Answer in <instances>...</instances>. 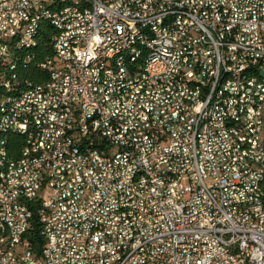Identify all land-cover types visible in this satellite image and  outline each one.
Returning a JSON list of instances; mask_svg holds the SVG:
<instances>
[{
  "label": "built area",
  "instance_id": "obj_1",
  "mask_svg": "<svg viewBox=\"0 0 264 264\" xmlns=\"http://www.w3.org/2000/svg\"><path fill=\"white\" fill-rule=\"evenodd\" d=\"M50 3L0 0V104L17 99L0 122V264H264V180L257 166H244V158L264 163V0H72L47 12ZM133 5L143 13H128ZM47 14H55L54 58L41 69L54 67L55 79L25 81L24 96L13 98L14 53L25 51L29 63L38 18ZM126 43L131 54L112 62ZM143 47L163 48L166 65L149 64L150 56L132 61ZM47 85L54 98H46ZM160 93L167 101L158 102ZM141 108L159 116H141ZM36 115L52 128L45 146H36L44 131ZM1 123L22 137L16 155L2 151ZM220 124L235 128L238 141L220 134ZM69 139L92 145L94 166ZM35 147H49L43 166L18 173ZM133 169L140 178L128 186ZM39 170H47L44 182H35ZM11 184L19 192H9ZM31 203L39 204L45 240L39 257L25 238Z\"/></svg>",
  "mask_w": 264,
  "mask_h": 264
},
{
  "label": "bare ground",
  "instance_id": "obj_2",
  "mask_svg": "<svg viewBox=\"0 0 264 264\" xmlns=\"http://www.w3.org/2000/svg\"><path fill=\"white\" fill-rule=\"evenodd\" d=\"M72 0H56V3L46 4L47 12H55L58 10V6L70 5ZM128 13L140 14L143 13L142 5L128 6ZM55 14H47V18H38V25H36V33L41 25H47L54 30ZM36 40H33L27 50L35 47ZM133 51V43H126L124 49L114 50L112 55V62H120L123 59L124 54H131ZM22 51H16L14 53V62L11 66V75H14L15 84L13 88V98H22L25 93V87H21L18 83L15 70L17 67V54ZM149 57V64L166 65V57H164V49L158 47H143V50L132 54V61L145 62ZM25 63V58L22 60ZM97 63L109 64V55H98ZM49 68L50 78L55 79L54 67L45 66ZM246 79V70H239L237 73V81H244ZM143 92L147 93V98H156V91L152 90L151 85H143ZM135 94H142V87H135ZM180 94L179 86H171V96H178ZM55 97L54 85H47L46 98ZM167 101V93L158 94V102ZM15 106H17V99L2 98L0 104V122L2 117H5L9 112H15ZM137 109V100H129L128 110ZM141 116H159V109L141 108ZM24 117H31V110H24ZM108 121H115V112H108ZM37 127L44 128V131L35 135L36 146H45L46 142H49L52 138L51 125H47V118L43 115H36ZM2 131V151L7 150V139L9 136V124L1 123ZM59 134L61 136H68V127L59 126ZM220 134L227 135L231 141H238V131L235 128H230L228 124H220ZM116 136H124V129H116ZM219 130H211V138H218ZM69 147H80V152L85 153L87 166H94V150L91 144H83V139H69ZM49 155V147H35L27 150V159H25V152H20L18 159H25L22 165H17L18 173H29L32 166L34 168H41L43 166V159ZM244 166H257V171L260 175V180H264V163H258V159L244 158ZM47 177V170L36 171L35 182H44ZM140 178V169H133L126 171V182L128 186H136ZM0 183H4V176L0 174ZM9 192H19V184L9 185ZM259 208H264V200H259ZM5 228H9V231H16V224H12V221H5ZM45 245L43 247L41 255H44ZM35 255V254H34Z\"/></svg>",
  "mask_w": 264,
  "mask_h": 264
},
{
  "label": "trees",
  "instance_id": "obj_3",
  "mask_svg": "<svg viewBox=\"0 0 264 264\" xmlns=\"http://www.w3.org/2000/svg\"><path fill=\"white\" fill-rule=\"evenodd\" d=\"M54 31L47 25H41L38 31V37L35 47L27 50V55H30L29 63H22L25 58V51L17 54V67L15 74L18 79V83L21 87H25V81L36 86L46 82L50 78V70L44 66V71L41 69V65L50 59L54 58V52L52 50V37ZM22 145V137L19 135H9L7 139V150L17 154L19 147ZM20 152H18L19 157ZM39 204L31 203L29 208L32 211L31 228L28 230L25 238L31 248V251L36 257H39L42 253L45 245V240L42 235V225L37 215Z\"/></svg>",
  "mask_w": 264,
  "mask_h": 264
}]
</instances>
